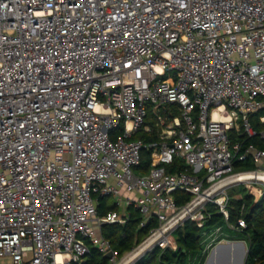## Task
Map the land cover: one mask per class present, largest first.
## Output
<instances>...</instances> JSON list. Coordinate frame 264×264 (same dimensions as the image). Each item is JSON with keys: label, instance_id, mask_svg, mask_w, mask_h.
Returning <instances> with one entry per match:
<instances>
[{"label": "built area", "instance_id": "2783aa9c", "mask_svg": "<svg viewBox=\"0 0 264 264\" xmlns=\"http://www.w3.org/2000/svg\"><path fill=\"white\" fill-rule=\"evenodd\" d=\"M149 103L176 113L146 126ZM259 111L264 125V0H0V264L79 263L87 242L104 254L102 225L129 207L139 227L156 218L147 239L166 230L149 248H175L166 233L186 219L202 227L209 201L227 218V185L264 192V149L229 137L256 134ZM141 128L156 138L132 139Z\"/></svg>", "mask_w": 264, "mask_h": 264}, {"label": "trees", "instance_id": "16d2710c", "mask_svg": "<svg viewBox=\"0 0 264 264\" xmlns=\"http://www.w3.org/2000/svg\"><path fill=\"white\" fill-rule=\"evenodd\" d=\"M262 113L263 111H259L249 115V122L257 133L252 136L245 133L238 135L237 140L242 149L250 143L257 148L264 149V138H261L258 134L261 129H264V125L259 121V115ZM235 137L236 133L233 134V138ZM153 138L154 136L148 137L145 135L144 141ZM149 161V153L146 159L141 156L140 164L136 169L145 170ZM237 162L239 161L235 159L234 167ZM240 162H247L248 168L243 170H253L256 167L249 158ZM184 167L185 165H180L174 160L167 170L173 172L176 169H184ZM238 192L240 193L239 198L234 197L231 192L229 193L227 218L219 212L216 204L208 202L203 209L205 217L202 227H198L195 222L189 219L184 220L172 231L175 243L174 249L171 247L161 248L155 245L143 252L134 264H203L209 250H204L202 243L203 231L209 232L219 226L222 229L221 231L224 232L218 234L215 241L223 238L243 240L247 244L244 264H264V192L257 201H253L252 195L247 193L244 187L238 188ZM174 197L177 206H182L191 199L190 195L182 192H175ZM110 209H115L114 205L107 204L104 197H100L97 206L98 214H104ZM129 210V216L123 223H105L101 227L102 236L109 241L111 249L115 252L118 260L123 254L140 244L151 229L158 226L156 220H150L145 226L139 227L140 216L138 212L132 207H129ZM238 218L244 220V227L237 225ZM227 225L231 226L233 230L228 229ZM110 260L104 257L96 248H90L82 261L75 264H110Z\"/></svg>", "mask_w": 264, "mask_h": 264}, {"label": "crops", "instance_id": "0c3cea01", "mask_svg": "<svg viewBox=\"0 0 264 264\" xmlns=\"http://www.w3.org/2000/svg\"><path fill=\"white\" fill-rule=\"evenodd\" d=\"M232 131H234V133H236V137H235V143L236 142H239L238 140H237V137H238V135L239 134H243V131L241 130V128H239L238 130L237 129H233ZM146 136H148V137H153L154 136V138H156V133L155 132H153L151 135H147L146 134ZM153 138V139H154ZM152 140V139H151ZM175 161L177 162V163H179L180 165L182 164V165H184V162H183V160L182 159H179V158H176L175 159ZM254 163V162H253ZM173 164V163H172ZM172 164H170V165H168L167 166V169H168V167L169 166H171ZM148 167V166H147ZM185 168V167H184ZM138 171L137 172H139V171H145L144 169H137ZM179 170H183V169H179ZM174 171H178L177 169L176 170H174ZM188 171H191V170H188ZM200 176L202 175V171H200L199 173H198ZM240 187H244L245 189H246V192L247 193H249V194H251L252 195V197H253V201H257L259 198H260V196H258L257 197V199H256V197L254 196V192H258V190L260 189L259 187H257V186H255V185H248V184H245V183H237V184H229V185H227L225 188H224V190H223V194H224V196H226V198H227V204H228V198H229V193L231 192V191H233V190H235L234 192H235V194L236 195H234V197H236V198H239L240 197V193L238 192V188H240ZM256 192V193H257ZM209 202H212V203H214V204H216L215 202H213V201H209ZM208 203V202H207ZM206 204V203H205ZM205 204H204V207H205ZM216 206H218L217 204H216ZM203 207V208H204ZM218 210H219V207H218ZM219 212H220V210H219ZM151 220H156V218L155 217H152V219ZM156 222H157V220H156ZM227 227H228V229H231V230H233V228L231 227V226H229V225H227ZM174 230V229H173ZM172 230V231H173ZM222 229H221V227L219 226V227H216L214 230H212V231H209V232H206V231H203V234H202V243H203V246H204V250H208V253H207V255H206V258H205V260H204V263L203 264H205V261H206V259H207V257H208V255H209V252L211 251V249L215 246V245H217V244H228V243H230L231 244V246H239V247H242L241 248V251H240V253L238 254V256L237 257H234L233 259H232V257H231V250H228L227 248H223L222 249V257H221V259H219V261H218V263L219 264H227V263H230V264H232V262L233 261H236L242 254H244L243 255V262H242V264H244V257H245V255H246V251H247V249H245L244 250V245L246 244V242L245 241H243V240H230V239H225V238H223V239H221V240H219V241H215L216 239H215V237L218 235V234H220V233H222L223 234V232L221 231ZM171 236H172V232H171ZM222 241V242H221ZM223 242H225V243H223ZM213 243H214V245H213ZM237 243V244H236ZM240 243V244H239ZM175 244V243H174ZM213 245V246H212ZM172 248V247H171ZM150 249V248H149ZM149 249H147V250H149ZM174 249V248H173ZM146 251V250H145ZM144 251V252H145ZM114 252V251H113ZM227 252H229V253H227ZM143 253V252H142ZM141 253V254H142ZM140 254V255H141ZM241 254V255H240ZM114 255L116 256V254H115V252H114ZM139 257V256H138ZM137 257V258H138ZM137 258H135L133 261H131L130 263H128V264H134V262L137 260ZM109 259H111V258H109ZM236 259V260H235Z\"/></svg>", "mask_w": 264, "mask_h": 264}, {"label": "rangeland", "instance_id": "374dc122", "mask_svg": "<svg viewBox=\"0 0 264 264\" xmlns=\"http://www.w3.org/2000/svg\"><path fill=\"white\" fill-rule=\"evenodd\" d=\"M173 76L174 74H173V72H167V74H166V76ZM174 109H175V106L174 105H171V104H168V103H163V104H159V105H155V104H148V116H147V118H146V122H145V125L146 126H151V127H153L154 126V122H155V120H156V113H163V112H167L168 114H175L176 112L174 111ZM121 132H122V128H121V126H118V127H116V128H114L111 132H110V137H111V139H116L118 136H120L121 135ZM147 133L144 131V129L143 128H141V129H139L138 131H136V132H134V134H133V136H132V139H137V138H142L143 140H144V137H145V135H146ZM233 134H234V131H230L229 132V137H230V141H231V145H233V143L236 141L235 140V138H233ZM141 156H142V158H144V159H146L147 157H148V153L145 151V150H142V152H141ZM248 165H247V162H237L236 164H235V167H234V169H233V171H239V170H243V169H245V168H248L247 167ZM135 170V172L136 173H138L137 171V169H134ZM258 183V182H257ZM219 184V183H218ZM260 185H263L262 183H258V184H256L255 186H257V187H261ZM216 186H217V184H216ZM216 186H213L211 189H212V191L213 192H215L214 191V189L216 188ZM221 188V187H220ZM219 188V189H220ZM211 189H209V192L208 193H210L211 191ZM219 189H216V191L217 190H219ZM235 190H233V191H231V193L233 194V195H236L235 194V192H234ZM212 192V193H213ZM212 193H210V195L212 194ZM104 201L107 203V204H109V205H114V202H115V198L114 197H112V196H106V197H104ZM119 210V209H118ZM167 235L166 236H168V238H169V240H170V245H175L174 244V239H173V237L171 236V232H167L166 233ZM150 235V233H148V235L142 240V242H144V240L145 239H147V237ZM222 242V241H221ZM88 243V245H89V247L90 248H96L94 245H92L90 242H87ZM223 243H225V242H223ZM246 247H247V244H245L244 245V250L246 249ZM136 249H138V248H136ZM135 249V250H136ZM134 250V251H135ZM133 251V252H134ZM133 252H127V253H125V254H123L122 255V257L118 260L117 258H116V256H114L113 258H111V260H110V264H123V262H124V260L130 255V254H132ZM210 253V252H209ZM139 256V255H138ZM135 258H137V257H135ZM134 258V259H135ZM133 259V260H134ZM244 259H245V257H244ZM133 260H131V261H133ZM131 261H129L128 263H130ZM128 263H126V264H128Z\"/></svg>", "mask_w": 264, "mask_h": 264}, {"label": "bare ground", "instance_id": "6f19581e", "mask_svg": "<svg viewBox=\"0 0 264 264\" xmlns=\"http://www.w3.org/2000/svg\"><path fill=\"white\" fill-rule=\"evenodd\" d=\"M240 175H242V176L239 177V179H240V178H254V179H255V178H258V179H260V180H263V176L259 177L260 174L257 176V174H255V173H253V172H245V173H242V174H240ZM230 182H232V181L230 180V178H226V179L222 180L219 184H217V186L215 185L216 188L214 189V191H216V189H219L220 187H223L224 185H226V184H228V183H230ZM210 191H211L210 193L213 192L212 189H211ZM210 193H207L206 196H210ZM179 218H180V217H179ZM165 232H166V230L159 231V232L155 233L154 235L150 236L148 239H146L143 243H141V244L137 247L138 249H136L132 254H130V255L124 260L123 264L128 263L129 261L133 260L135 257H138V255L140 256V254H141L142 252H144L145 250H147V249L150 247V245H151L155 240L161 238ZM236 244H237V243H236ZM239 244H240V243H239ZM239 246H240V245H239ZM239 246H237V247L234 246V245L231 246L230 250H231V257H232V259H233L234 257H237L238 254L240 253L242 247H239ZM241 252H242V251H241ZM227 253H229V252H227ZM240 255H241V254H240ZM235 260H236V259H235Z\"/></svg>", "mask_w": 264, "mask_h": 264}, {"label": "water", "instance_id": "95a60500", "mask_svg": "<svg viewBox=\"0 0 264 264\" xmlns=\"http://www.w3.org/2000/svg\"><path fill=\"white\" fill-rule=\"evenodd\" d=\"M223 248H227L228 250H230L231 244L228 243V244H217V245H215L211 249V251H210V253H209V255L205 261V264H219L218 261L222 257V249ZM243 255L244 254H242L236 261H233L232 264H242ZM103 256L106 258H112L113 250L111 249V250L107 251L106 253L103 254ZM227 264H230V263H227Z\"/></svg>", "mask_w": 264, "mask_h": 264}]
</instances>
